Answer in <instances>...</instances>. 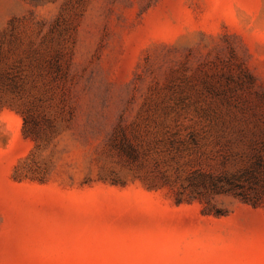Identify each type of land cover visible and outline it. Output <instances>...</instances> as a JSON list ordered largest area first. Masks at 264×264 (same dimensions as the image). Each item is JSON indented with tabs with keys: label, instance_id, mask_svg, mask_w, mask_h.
Segmentation results:
<instances>
[{
	"label": "rangeland",
	"instance_id": "obj_1",
	"mask_svg": "<svg viewBox=\"0 0 264 264\" xmlns=\"http://www.w3.org/2000/svg\"><path fill=\"white\" fill-rule=\"evenodd\" d=\"M0 264H264V0H0Z\"/></svg>",
	"mask_w": 264,
	"mask_h": 264
},
{
	"label": "trees",
	"instance_id": "obj_2",
	"mask_svg": "<svg viewBox=\"0 0 264 264\" xmlns=\"http://www.w3.org/2000/svg\"><path fill=\"white\" fill-rule=\"evenodd\" d=\"M248 175L253 176V173H247V170L241 174H234L230 177L218 178L216 181H211V187L213 190H220L223 192L233 193L240 198L244 203L250 202L247 198V182Z\"/></svg>",
	"mask_w": 264,
	"mask_h": 264
}]
</instances>
